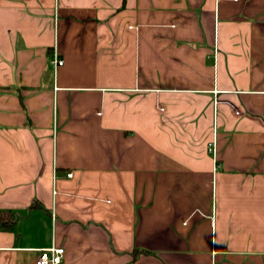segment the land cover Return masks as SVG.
<instances>
[{"label": "crops", "instance_id": "1", "mask_svg": "<svg viewBox=\"0 0 264 264\" xmlns=\"http://www.w3.org/2000/svg\"><path fill=\"white\" fill-rule=\"evenodd\" d=\"M52 245L264 264V0H0V264Z\"/></svg>", "mask_w": 264, "mask_h": 264}, {"label": "built area", "instance_id": "2", "mask_svg": "<svg viewBox=\"0 0 264 264\" xmlns=\"http://www.w3.org/2000/svg\"><path fill=\"white\" fill-rule=\"evenodd\" d=\"M63 59L59 58L57 55L55 57V66L63 65ZM240 111L236 110V114H239ZM208 148L211 154L216 155L217 148H216V140L208 143ZM67 176L71 177L72 173H68ZM65 249L63 247H58L52 245L50 247H46L41 249L40 255L36 260V264H61L64 260Z\"/></svg>", "mask_w": 264, "mask_h": 264}]
</instances>
